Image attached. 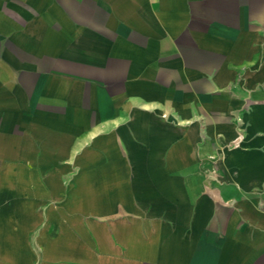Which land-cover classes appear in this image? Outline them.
Returning a JSON list of instances; mask_svg holds the SVG:
<instances>
[{"label": "crops", "instance_id": "1", "mask_svg": "<svg viewBox=\"0 0 264 264\" xmlns=\"http://www.w3.org/2000/svg\"><path fill=\"white\" fill-rule=\"evenodd\" d=\"M0 264H264V0H0Z\"/></svg>", "mask_w": 264, "mask_h": 264}]
</instances>
